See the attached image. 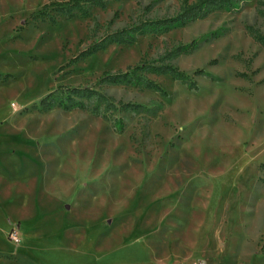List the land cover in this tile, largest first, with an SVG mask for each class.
Listing matches in <instances>:
<instances>
[{"label": "rangeland", "instance_id": "1", "mask_svg": "<svg viewBox=\"0 0 264 264\" xmlns=\"http://www.w3.org/2000/svg\"><path fill=\"white\" fill-rule=\"evenodd\" d=\"M54 1L68 0H0V264H264V0L85 56L182 0H109L73 16ZM46 3L54 21L33 17ZM141 62L175 64L195 85L153 72L164 92L99 83ZM60 85L162 106L43 109Z\"/></svg>", "mask_w": 264, "mask_h": 264}, {"label": "trees", "instance_id": "2", "mask_svg": "<svg viewBox=\"0 0 264 264\" xmlns=\"http://www.w3.org/2000/svg\"><path fill=\"white\" fill-rule=\"evenodd\" d=\"M108 1L109 0H68L67 5L63 6H61L58 1H54V3H56L54 8L64 11V13L68 16H73L79 11L87 14L88 7L94 5L103 6ZM237 3V0H182L181 8L177 14L164 18L152 19L148 22H142L141 24H136L128 28H122L120 30L107 33L104 37L96 40L86 49L82 50L80 56H85L115 41L132 42L138 33L147 31L163 32L174 27L186 25L189 22L205 17L213 10L234 9L236 8ZM48 6L49 3H46L43 9L37 13H33V17L36 19H50L51 21H54V16H51L49 12L45 10ZM254 34L258 40L264 43L263 33L256 32ZM193 46V43H186L177 47L171 53L175 54L178 50H190ZM149 72L169 73L174 78L179 79L182 82H186L191 86L195 85V81L191 78L189 73L170 62L162 64L141 62L129 65L126 70H119L116 72L106 71L99 79V83L101 86L105 84L139 85L164 92L162 86L148 76ZM91 100L94 102L93 109L95 113H100L102 111V105H104V108L106 109H124L136 112L146 111L152 114H155L162 106V104H160L159 106L151 107L143 103L122 102L119 107L116 103H114L112 97L109 96L106 91L102 90L101 87L95 88L91 85L57 86L42 97L40 104L43 109L46 110L56 106L66 109L86 108Z\"/></svg>", "mask_w": 264, "mask_h": 264}, {"label": "built area", "instance_id": "3", "mask_svg": "<svg viewBox=\"0 0 264 264\" xmlns=\"http://www.w3.org/2000/svg\"><path fill=\"white\" fill-rule=\"evenodd\" d=\"M11 236L13 241L18 242L20 240L18 233H16L15 231H11Z\"/></svg>", "mask_w": 264, "mask_h": 264}]
</instances>
